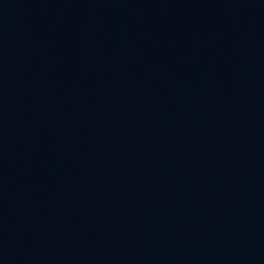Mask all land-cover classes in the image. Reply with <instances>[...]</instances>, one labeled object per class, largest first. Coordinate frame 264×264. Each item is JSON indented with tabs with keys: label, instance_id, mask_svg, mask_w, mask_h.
<instances>
[{
	"label": "water",
	"instance_id": "water-1",
	"mask_svg": "<svg viewBox=\"0 0 264 264\" xmlns=\"http://www.w3.org/2000/svg\"><path fill=\"white\" fill-rule=\"evenodd\" d=\"M0 264H264V0H0Z\"/></svg>",
	"mask_w": 264,
	"mask_h": 264
}]
</instances>
